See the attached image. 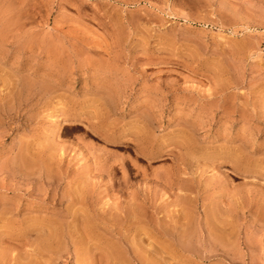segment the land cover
I'll list each match as a JSON object with an SVG mask.
<instances>
[{"label":"rangeland","instance_id":"obj_1","mask_svg":"<svg viewBox=\"0 0 264 264\" xmlns=\"http://www.w3.org/2000/svg\"><path fill=\"white\" fill-rule=\"evenodd\" d=\"M0 264H264V0H0Z\"/></svg>","mask_w":264,"mask_h":264},{"label":"bare ground","instance_id":"obj_2","mask_svg":"<svg viewBox=\"0 0 264 264\" xmlns=\"http://www.w3.org/2000/svg\"><path fill=\"white\" fill-rule=\"evenodd\" d=\"M142 151H145V150H142ZM140 152H141V151H140ZM145 152H146V151H145ZM147 153H148V151H147ZM147 153H145V155H146ZM150 155H151V154H150ZM150 155H149V156H150ZM146 156H147V155H146Z\"/></svg>","mask_w":264,"mask_h":264}]
</instances>
